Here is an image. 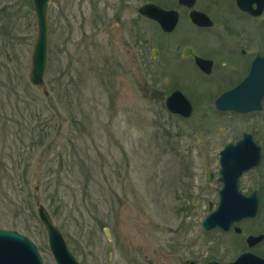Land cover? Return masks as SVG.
Listing matches in <instances>:
<instances>
[{
	"label": "rangeland",
	"instance_id": "374dc122",
	"mask_svg": "<svg viewBox=\"0 0 264 264\" xmlns=\"http://www.w3.org/2000/svg\"><path fill=\"white\" fill-rule=\"evenodd\" d=\"M143 1L164 2L128 0L121 13L119 0H50L48 63L33 87L32 1L0 0V230L28 238L43 264L54 262L39 206L79 264H205L211 246L229 248L231 237L212 245L202 235L214 204L192 202L236 137L221 136L230 124L212 114L207 83L188 62L180 72L166 59L179 54L137 15ZM186 26L170 41L190 38ZM176 90L193 107L189 119L165 108ZM251 228L264 233V213Z\"/></svg>",
	"mask_w": 264,
	"mask_h": 264
},
{
	"label": "flooded vegetation",
	"instance_id": "af4514ba",
	"mask_svg": "<svg viewBox=\"0 0 264 264\" xmlns=\"http://www.w3.org/2000/svg\"><path fill=\"white\" fill-rule=\"evenodd\" d=\"M119 1L118 8L122 13L128 0ZM170 1L164 0L160 4L143 1L137 7V15L141 16L138 11L145 4L177 13V24L170 32H164L155 20H147L157 25L169 40L165 43V48H173L174 52H178L179 58H166L169 63L175 62L174 66L178 69L182 62H188L193 71L207 83L211 92L207 98L211 99L212 114L217 120L230 124L220 129L221 136L236 137L217 150V167L205 169L204 181L208 186L196 187L195 195L200 200L195 199L192 205L206 201L210 204L209 207L214 204V210L220 200L227 198L230 201L248 202L257 209L255 218L241 220L227 231H204L201 223L212 210L204 216L200 222L202 235L216 237L212 245L218 243V237H231L228 241L229 248L222 251L224 255L218 249L210 247L211 257L205 264L232 263L242 254L264 260V233L254 228L248 229L249 231L244 229V224L253 223L264 213V95L260 100V110L247 113L222 112L217 109L216 104V100L224 94L238 88L242 91H235L226 100L227 103L237 105L246 102L245 91H251L264 76V0H175L174 4L169 3ZM181 22L187 24L189 33L193 35L173 43L170 39L177 33ZM152 55L156 59L157 51L153 50ZM196 58L204 61L202 64L205 69L197 65ZM179 71L181 72V68ZM176 91L181 93L180 90ZM226 146L232 147L228 150L234 160H249V164L245 167L238 165L222 169L219 162L220 151Z\"/></svg>",
	"mask_w": 264,
	"mask_h": 264
},
{
	"label": "water",
	"instance_id": "95a60500",
	"mask_svg": "<svg viewBox=\"0 0 264 264\" xmlns=\"http://www.w3.org/2000/svg\"><path fill=\"white\" fill-rule=\"evenodd\" d=\"M49 0H32L33 10L36 17L37 33L33 42L31 51V65L28 73V81L31 86L39 87L44 82V74L48 61V21L47 9ZM141 16L158 22L164 32H170L174 29L178 21L177 13L162 11L159 8L145 4L140 7ZM196 63L201 68L203 60L196 58ZM264 78V76H262ZM240 88H242L240 86ZM42 93L47 96L48 93L42 88ZM242 91V90H235ZM235 91L224 94L217 101V108L221 111L233 110L236 112H249L260 110V100L264 95V81L259 80L258 85L253 87L251 91H245L246 102L234 105L228 104ZM244 99V100H245ZM220 102V104L218 103ZM166 110L178 115L184 119H188L192 115V106L189 101L180 92L175 91L165 99ZM230 147V146H229ZM221 166L223 169L249 164L247 160H234L231 153L225 149L221 153ZM246 166V165H245ZM38 217L43 225L46 234L49 250L52 254L55 264H79L71 253L64 240L60 230L53 224L50 215L44 207L37 208ZM256 215V207L242 201L221 200L217 209L209 213L203 220L202 228L210 231L216 228L228 230L234 222H238L243 218H254ZM107 235L108 231L104 229ZM251 240L254 238H250ZM258 240V239H256ZM0 264H43L40 254L36 246L26 237L13 231L0 230ZM187 264H195L188 261ZM208 264H217L210 262ZM228 264H264V260H260L251 255L242 254L236 261Z\"/></svg>",
	"mask_w": 264,
	"mask_h": 264
}]
</instances>
